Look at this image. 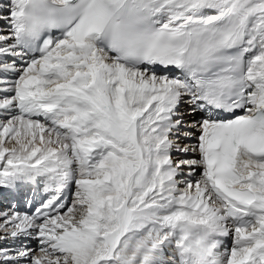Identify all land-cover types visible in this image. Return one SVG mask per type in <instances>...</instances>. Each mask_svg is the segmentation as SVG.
<instances>
[{
  "label": "snow or ice",
  "instance_id": "1",
  "mask_svg": "<svg viewBox=\"0 0 264 264\" xmlns=\"http://www.w3.org/2000/svg\"><path fill=\"white\" fill-rule=\"evenodd\" d=\"M0 264H264V0H0Z\"/></svg>",
  "mask_w": 264,
  "mask_h": 264
}]
</instances>
